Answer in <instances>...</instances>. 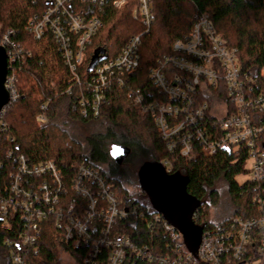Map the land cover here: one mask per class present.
<instances>
[{
  "label": "trees",
  "instance_id": "1",
  "mask_svg": "<svg viewBox=\"0 0 264 264\" xmlns=\"http://www.w3.org/2000/svg\"><path fill=\"white\" fill-rule=\"evenodd\" d=\"M113 1L103 6L89 5L86 9L100 20L102 27L77 68L78 85L51 35L35 40L27 30L29 22L36 21L46 10L43 9L45 3L42 0H0V46L10 57L7 78L14 80L17 96L0 119V127L4 126L0 131V199L7 201L12 197L13 178L20 177L25 192L31 194L30 200L25 199L32 205L31 213L40 210L47 216L45 221L37 223L36 231L29 227L28 213H10L13 216L7 223L0 220V264H11L10 250L20 255L24 264H87L90 245L77 250L65 245L60 238L61 230L49 213L53 203L48 207L41 193L42 188H47L59 199L61 208L67 210L74 206L80 214L86 205L74 196L70 186L82 165L97 171L112 187L120 206L129 211L127 219L118 222L114 231L118 237L130 239L138 253L128 250L122 264H150L148 257L159 259L175 255V244L162 226L163 218L158 216L159 222H153L156 210L142 193L138 179L133 191L126 187L130 179L124 178L123 170L111 160L112 146L129 149L125 165L139 158L148 161L142 160L144 164L138 168L136 177L145 165L166 164L173 170L170 177L185 181L186 194L200 204L193 223L203 230V235L227 232L235 220L264 217V180L242 184L237 181L246 175L248 149H240L237 155L230 150L217 151L214 156L200 150L194 160L172 154L161 141L150 116L135 104L139 96L144 102L158 97L159 91L151 76L154 72H160L167 79L190 82V76L173 67L170 60H184L173 51V46L190 40L194 25L201 17H207L229 51L237 52L242 77L253 82L246 93L264 100V0H152L151 32L141 40L137 67L106 75L107 86H99L105 100L94 116L88 103L97 81L93 71L87 73L89 67L92 63L98 67L116 61L127 43L144 31L143 24L132 16L136 0H128L121 12L113 9ZM200 92V98L207 96L216 104L228 103L222 89L206 88ZM84 109L87 115H83ZM228 109L232 110L230 105ZM42 115L48 120L45 128L37 123ZM252 117L259 127L264 126V112ZM261 140L262 149L264 134ZM21 160L30 174L21 173ZM46 164H53L60 174L63 186L60 193L48 173L37 177L31 171ZM254 197L261 200V213L260 204L253 202ZM223 201H227V207L216 216L211 215ZM36 232L39 235L36 236ZM25 236L34 238V243L23 246ZM251 241L246 260L257 259L260 238L255 232H251ZM181 242L183 253L190 254L182 237ZM6 243L15 245L10 249ZM97 259L100 264H106L105 251L100 249Z\"/></svg>",
  "mask_w": 264,
  "mask_h": 264
},
{
  "label": "built area",
  "instance_id": "2",
  "mask_svg": "<svg viewBox=\"0 0 264 264\" xmlns=\"http://www.w3.org/2000/svg\"><path fill=\"white\" fill-rule=\"evenodd\" d=\"M108 1L110 0H42L46 5L43 9L46 10L36 21H30L28 24L27 30L35 40L41 39L46 34L51 35L69 73L73 76V81L78 85L80 81L76 76L77 68L82 65L87 48L102 27L100 20L88 14L86 9L89 5L103 6ZM136 2L137 7L132 16L143 24L144 31L127 43L116 61L103 63L94 68L93 76L97 85L93 88V98L88 103L94 116L99 113L100 106L105 100L99 86H107L106 75L128 72L136 68L141 40L150 36L153 22L152 0H136ZM127 4L128 0H114L112 7L121 12ZM3 41L7 42L6 38ZM173 51L182 55L184 60H170L171 65L188 74L191 78L190 82L185 83L178 78L167 79L157 71L151 76L157 85L158 97L152 102H144L141 96L135 100V104L141 106L152 119L167 150L172 154L194 160L198 158L200 150L206 151L211 156L216 155L217 151L229 150L237 155L240 149L245 148L248 149L245 168L248 180L245 182L258 183L264 180V148H260L263 146L261 137L264 134V126L259 127L252 117V114L264 112V100L261 97L253 98L246 93L253 82L242 77L238 67L237 52L226 48L225 43L209 24L207 17L199 18L194 25L190 40L184 44H175ZM7 58L10 59L8 55ZM192 62L195 64H191ZM13 81L12 78H7L5 83L11 104L17 99ZM206 88L225 91V99L232 110L228 109V103L216 104L207 96L200 98L198 94L202 90L204 92ZM83 115H87L85 109ZM1 116L2 114L0 119ZM37 123L40 128L48 126V120L44 115L37 118ZM1 127L4 128L3 125ZM14 141L13 139L12 142ZM161 168L167 176L173 174V170L167 168L166 164ZM20 171L22 174H30L23 160ZM31 171L37 177L48 173L56 184L58 193L62 191V180L53 164L33 168ZM13 180L12 197L7 201L0 199V220L6 222L18 211L23 214L28 213L26 219L29 221V227L32 231H36L37 223L45 221L47 216L40 210L31 213L29 208L32 205L25 201L31 199V194L25 192L20 177H14ZM70 188L74 196L86 205L80 214L76 212L74 206L68 207L67 210L61 208L56 196H52L47 188L41 189L42 201L48 207L53 203V209L50 208L49 213L55 218V226L61 230L60 238L65 245L77 250L80 246L85 247L89 244L91 254L87 264H100L97 259L100 249L105 251L106 264H122L128 250L138 253L130 239L115 234L116 225L127 219L129 211L120 206L112 187L97 171L84 165L80 166L71 181ZM34 198L39 199L35 196ZM253 202L260 204L261 213V200L254 197ZM158 216L161 215L156 214L153 218L154 223L159 222ZM161 221L163 229L175 244V255L172 258L159 259L148 257L150 264H262L264 217L247 221L235 220L229 231H219L216 235L205 233L196 255L184 254L182 236L164 218ZM98 224L102 227L99 228ZM251 232H255L260 238L256 260L244 258L252 243ZM34 240L30 236H25L22 245L33 244ZM14 245L6 243L10 249ZM10 261L11 264H24L22 257L13 250H10Z\"/></svg>",
  "mask_w": 264,
  "mask_h": 264
},
{
  "label": "water",
  "instance_id": "3",
  "mask_svg": "<svg viewBox=\"0 0 264 264\" xmlns=\"http://www.w3.org/2000/svg\"><path fill=\"white\" fill-rule=\"evenodd\" d=\"M7 60L4 48H0V115L11 105L10 95L5 89ZM95 67L96 63H92L87 73L90 74ZM129 154V149L122 146H112L109 152L111 160L117 166H121ZM137 177L142 193L148 197L156 213L179 232L188 252L196 255L203 230L194 225L193 217L200 209V204L186 194V182L167 176L164 170L155 164L145 165L139 170Z\"/></svg>",
  "mask_w": 264,
  "mask_h": 264
},
{
  "label": "rangeland",
  "instance_id": "4",
  "mask_svg": "<svg viewBox=\"0 0 264 264\" xmlns=\"http://www.w3.org/2000/svg\"><path fill=\"white\" fill-rule=\"evenodd\" d=\"M142 160L144 162H148L147 160H145L143 158H139L137 160H134L133 161V164H127V165L122 164L120 166V168L123 170L122 176L124 178H129L130 179V180L127 179V183H126V187L128 188L129 191H133L132 188L134 186V182L138 179V177H136L137 170L140 167V165H143L144 164V163H142L143 162ZM247 169L248 170L250 169V165L249 164L247 166ZM247 180H248L247 175L242 176V177H239L237 179V181H238L239 184H242V183H244ZM226 203H227V201L226 202L223 201L222 204L217 209L212 210L211 215L213 214V215L216 216L217 214H219L220 212H222L227 207V206H225Z\"/></svg>",
  "mask_w": 264,
  "mask_h": 264
},
{
  "label": "snow or ice",
  "instance_id": "5",
  "mask_svg": "<svg viewBox=\"0 0 264 264\" xmlns=\"http://www.w3.org/2000/svg\"><path fill=\"white\" fill-rule=\"evenodd\" d=\"M116 151H118V149Z\"/></svg>",
  "mask_w": 264,
  "mask_h": 264
},
{
  "label": "flooded vegetation",
  "instance_id": "6",
  "mask_svg": "<svg viewBox=\"0 0 264 264\" xmlns=\"http://www.w3.org/2000/svg\"><path fill=\"white\" fill-rule=\"evenodd\" d=\"M122 164H123V163H122ZM122 164H121V165H122Z\"/></svg>",
  "mask_w": 264,
  "mask_h": 264
}]
</instances>
